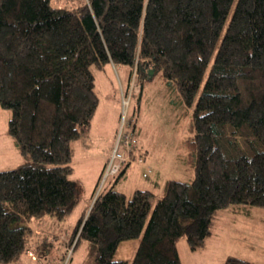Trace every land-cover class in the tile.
Instances as JSON below:
<instances>
[{
	"label": "trees",
	"instance_id": "obj_1",
	"mask_svg": "<svg viewBox=\"0 0 264 264\" xmlns=\"http://www.w3.org/2000/svg\"><path fill=\"white\" fill-rule=\"evenodd\" d=\"M50 1L0 0V106L11 111L8 133L27 157L0 171V261L37 242L51 264L49 242L28 222L61 219L77 203L71 142L98 104L91 65L128 66L139 94L153 68L193 106L184 160L194 174L166 179L155 202L149 189L127 197L102 187L68 237L87 241L90 264H181L180 236L197 249L216 212L264 208V0H87L70 9ZM134 126L131 119L125 131L134 144L113 178L134 158L143 162ZM128 239H139L132 258L115 259ZM223 264L253 263L228 255Z\"/></svg>",
	"mask_w": 264,
	"mask_h": 264
},
{
	"label": "rangeland",
	"instance_id": "obj_2",
	"mask_svg": "<svg viewBox=\"0 0 264 264\" xmlns=\"http://www.w3.org/2000/svg\"><path fill=\"white\" fill-rule=\"evenodd\" d=\"M50 2L70 9L87 0ZM218 42L219 39L215 50ZM90 69L94 76L98 104L90 125L82 131L78 139L71 142L72 171L68 179L79 182L76 187L79 195L77 203L61 219L45 215L28 222L30 226L39 230L38 239L44 238L49 242L46 246L50 247L47 256L51 264H57L59 260L64 259L62 243L65 245L77 220L90 209L95 199V188L91 194L93 186L90 185L97 165L101 160L108 158L119 131L127 130L131 119L134 120L135 138L142 149L143 162H138L134 158L126 167L125 174L113 178V181L110 179L116 190L124 192L129 197L135 189H149L153 193L152 202H155L162 194V184L166 179L190 181L194 174L193 169L184 160L186 155L184 140L193 134L190 128L193 106L185 107L178 91L167 86L159 73L143 79V90L139 94L140 80L135 72L127 78L128 66L107 62L101 67L91 65ZM132 78L139 85L137 90L135 83L130 88ZM128 90L132 96L124 107L122 95ZM114 114L117 116L113 129ZM10 115L9 109L0 106V171L14 168L27 160V157L20 153L14 138L8 133L7 123ZM143 168L152 170L148 177L142 175ZM110 180L105 182L103 188L110 185L108 183ZM253 209L251 213L243 211L235 215L227 210H220L223 212L219 215L220 211L216 212L211 233L205 244L197 249H190L185 236H180L176 246L182 264H223L228 255L246 259L253 264H264V208L253 206ZM225 212L228 214L224 215ZM138 240L128 239L120 242L114 258L129 261ZM36 243H32L30 249H35ZM90 263L87 241L81 239L75 242L66 264ZM0 264H30V260L23 252L18 258L9 262L0 261Z\"/></svg>",
	"mask_w": 264,
	"mask_h": 264
},
{
	"label": "built area",
	"instance_id": "obj_3",
	"mask_svg": "<svg viewBox=\"0 0 264 264\" xmlns=\"http://www.w3.org/2000/svg\"><path fill=\"white\" fill-rule=\"evenodd\" d=\"M135 83L134 78L130 80V88L133 86ZM136 90L139 88V85L136 84ZM140 89V88H139ZM138 89V92H139ZM131 91L128 90L127 92H124L122 95V103L124 107L127 105L130 97H131ZM129 126V123H128ZM131 134L129 131H119L117 141L114 144L108 158L106 161V164L104 165L102 172L100 174L98 184L96 185L95 188V196L98 194L99 190L103 187L105 182L107 180L112 179L115 174L118 172V170L121 167L122 162L126 159L125 155V149L126 147L128 148L129 146L134 144V140L130 138ZM141 159L139 158V161ZM77 237H75L71 242L69 239H66L65 245L63 246L64 248V254L63 260H59L57 264H66V261L69 259L70 253L72 249L74 248L75 242H76ZM27 255L29 259L31 260V264H48L44 262L37 254L35 249H29L27 251ZM62 257V258H63Z\"/></svg>",
	"mask_w": 264,
	"mask_h": 264
},
{
	"label": "crops",
	"instance_id": "obj_4",
	"mask_svg": "<svg viewBox=\"0 0 264 264\" xmlns=\"http://www.w3.org/2000/svg\"><path fill=\"white\" fill-rule=\"evenodd\" d=\"M116 116H117V114H114V119H113V125H112V127H113V129L115 128V126H116ZM113 129L111 130V131H113ZM105 160L106 159H103V160H101L99 163H98V165H97V169H96V173H95V176L93 177V180H92V184L90 185V187H92L93 186V188H92V192H91V194L93 193V191H94V188H95V186H96V183H97V180H98V177H99V175H100V172H101V169H102V167H103V165H104V162H105ZM144 169V168H143ZM153 169V168H152ZM152 171V170H151ZM124 174H125V171H124ZM113 181V180H112ZM111 180L108 182L109 184H111V182H112ZM75 182L76 183H79V182H77L76 180H75ZM93 183H94V185H93ZM244 209V208H243ZM228 211L229 213H232V214H237L238 212H253V208H248V207H246L244 210H242L241 208H227V209H223V211ZM223 211H220L219 213H218V215L219 214H222V212ZM228 212L226 213L225 212V214L224 215H227L228 214ZM37 229V228H36ZM37 231H39L38 229H37ZM67 239H68V237H67ZM65 240V239H64ZM204 244H205V242H204ZM62 245L64 246V243H62ZM177 250H178V248H177ZM179 254V253H178ZM179 258H180V256H179ZM48 260H50L49 258H48ZM180 261H181V259H180ZM181 264H182V261H181Z\"/></svg>",
	"mask_w": 264,
	"mask_h": 264
},
{
	"label": "water",
	"instance_id": "obj_5",
	"mask_svg": "<svg viewBox=\"0 0 264 264\" xmlns=\"http://www.w3.org/2000/svg\"><path fill=\"white\" fill-rule=\"evenodd\" d=\"M153 72H154L153 68H150V69L147 71L149 77H152Z\"/></svg>",
	"mask_w": 264,
	"mask_h": 264
}]
</instances>
